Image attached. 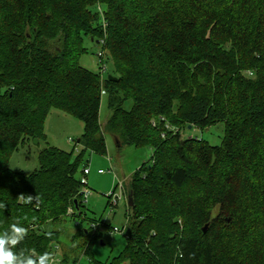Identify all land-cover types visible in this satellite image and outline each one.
Masks as SVG:
<instances>
[{"label": "trees", "instance_id": "1", "mask_svg": "<svg viewBox=\"0 0 264 264\" xmlns=\"http://www.w3.org/2000/svg\"><path fill=\"white\" fill-rule=\"evenodd\" d=\"M86 38L116 80L80 65ZM52 109L83 122L75 148L48 146L31 174L12 170L21 146L46 140ZM220 124L218 146L182 137ZM106 134L153 155L129 180L126 248L105 263L91 254L101 221L83 210L81 178L86 155L107 154ZM0 203V233L27 230L13 250L60 264L83 253L89 264H264V0H0ZM67 219L91 224L64 251L54 226Z\"/></svg>", "mask_w": 264, "mask_h": 264}, {"label": "rangeland", "instance_id": "2", "mask_svg": "<svg viewBox=\"0 0 264 264\" xmlns=\"http://www.w3.org/2000/svg\"><path fill=\"white\" fill-rule=\"evenodd\" d=\"M85 47L88 52L82 56L80 65L93 72H100V68L106 66L107 69L103 72V76H110L113 73L111 58L106 56L103 59L104 65L102 66L98 56L102 51V45L98 42H92L90 38H86ZM111 114L112 111L108 107L107 97L103 95L100 116L102 125L106 124ZM224 132L225 126L220 124L205 130L198 128L187 129L183 131L182 137L204 139L209 144L218 146L222 143ZM83 133V122L61 110L52 109L45 127L46 140L38 141L34 139L21 146L11 158L9 167L14 171L29 175L39 167V155L46 147L55 146L70 152L75 148L71 139L77 141ZM106 140L108 147L106 155H86L85 161L89 162L87 168L90 170L88 184L92 192L83 209L89 220H100L104 223L101 239L93 243L91 254L94 260L105 263L118 257L125 250L127 243L125 234L122 232L113 233L111 230L117 228L121 231L126 225L128 197H122L118 205L112 209L111 206H108L107 196L115 190L117 194L120 192V188L116 187L119 181L125 182L124 185L127 192L130 177L143 164L150 161L153 155V149L149 147L123 146L119 148L115 137L111 134H106ZM98 170H104L105 172L104 174H99ZM126 192H124V196ZM90 224L88 220L77 223L70 219L56 224L54 230L62 232L61 244L63 250L69 251L70 248H75L79 242H72V236L78 230H89ZM80 258V264H89L88 257L82 254Z\"/></svg>", "mask_w": 264, "mask_h": 264}, {"label": "clouds", "instance_id": "3", "mask_svg": "<svg viewBox=\"0 0 264 264\" xmlns=\"http://www.w3.org/2000/svg\"><path fill=\"white\" fill-rule=\"evenodd\" d=\"M28 197L26 202H30ZM5 208L0 203V209ZM26 229L18 224H12L10 230L0 233V264H55L54 256L49 252L34 256L32 251H14V247L24 239Z\"/></svg>", "mask_w": 264, "mask_h": 264}, {"label": "built area", "instance_id": "4", "mask_svg": "<svg viewBox=\"0 0 264 264\" xmlns=\"http://www.w3.org/2000/svg\"><path fill=\"white\" fill-rule=\"evenodd\" d=\"M101 55L102 54L100 53L99 56H101ZM106 69H107L106 66L102 67L103 72L106 71ZM83 171H84V175L81 178V184H82L81 195L83 197L84 203H86L87 200L89 199V196L91 195L92 191L89 188V184H88V175L90 174V170L88 168H85ZM100 173H104V171H100ZM116 187L120 188V192L117 194L116 190H115L114 192H112L111 194H109L107 196L108 200L111 203L112 209H114L118 205L119 200L122 197H124V192H125L124 182L119 181V184ZM28 197H31V200H30V202H26V203L27 204H33L35 208L39 209L40 205H41L40 199L37 196L31 194V195L26 196L23 200L27 201ZM68 213H69V215L73 214V209H69ZM103 224L104 223H102V222H94L92 224V233H93V235H95L96 233H98V232H100V231H102L104 229ZM113 231L114 232H122L123 233V229H121V231H119V229L114 228ZM83 255H84V253H83ZM54 258H55V264H60L61 263V260L59 259V257H54ZM80 259H79L77 264H80Z\"/></svg>", "mask_w": 264, "mask_h": 264}, {"label": "water", "instance_id": "5", "mask_svg": "<svg viewBox=\"0 0 264 264\" xmlns=\"http://www.w3.org/2000/svg\"><path fill=\"white\" fill-rule=\"evenodd\" d=\"M109 79H111V80H116V78H113L111 75L109 76ZM192 127L190 126V129H191ZM129 204L130 205H132V199H131V196H129ZM208 228V225H206L205 226V228H204V232H206V229Z\"/></svg>", "mask_w": 264, "mask_h": 264}, {"label": "crops", "instance_id": "6", "mask_svg": "<svg viewBox=\"0 0 264 264\" xmlns=\"http://www.w3.org/2000/svg\"><path fill=\"white\" fill-rule=\"evenodd\" d=\"M115 139H116V138H115ZM116 143H117V141H116ZM100 171H104V170H98V173H99V174H104V173H100ZM121 182H124V181H121ZM124 183H125V182H124ZM125 192H126V189H125ZM127 192H128V190H127ZM127 192H126V195L124 196V198L128 197ZM128 202H129V197H128Z\"/></svg>", "mask_w": 264, "mask_h": 264}]
</instances>
